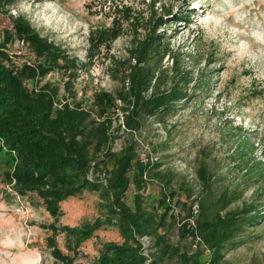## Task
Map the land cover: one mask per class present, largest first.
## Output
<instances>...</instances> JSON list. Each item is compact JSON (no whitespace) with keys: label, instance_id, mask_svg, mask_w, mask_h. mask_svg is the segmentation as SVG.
Returning a JSON list of instances; mask_svg holds the SVG:
<instances>
[{"label":"rangeland","instance_id":"374dc122","mask_svg":"<svg viewBox=\"0 0 264 264\" xmlns=\"http://www.w3.org/2000/svg\"><path fill=\"white\" fill-rule=\"evenodd\" d=\"M16 15L64 49L68 58L77 59L71 68L75 76L69 75L72 70H54L40 83L52 82L60 101L86 108L94 107L98 94L115 96L126 85L131 51L138 41L154 29L162 35L170 48L162 64L172 66L173 56L179 55L180 67L191 79L188 97L171 111L144 118L138 132H119L113 150L134 142L139 159L150 162L144 191L149 209L165 194L175 193L173 200L167 198L173 216L166 231L172 243L188 251L199 244L181 238L179 228L191 204L198 211L204 190L196 169L204 160L214 176L215 198L227 190L236 196L228 210L253 207L251 213L259 217L241 234L242 243L225 253L224 264H264V0H0L1 37ZM157 19H162L160 25ZM7 49L16 64L35 59L19 40ZM69 81L70 91L65 87ZM7 106L8 99L0 94V109L7 111ZM121 121L115 120V125ZM0 147V264H54L46 245L50 232L41 226L53 218L36 193L22 197L6 184L5 172L16 155L2 136ZM61 172L69 182L80 179L69 168ZM43 175L51 181L53 171L46 169ZM88 178L90 189L61 203L59 224L74 227L112 217V224L82 243L77 264H100L106 253L107 264H123L109 249L132 241L109 206L103 172ZM135 192L131 185L130 205ZM141 240L142 262L148 264L152 242ZM58 242L66 252L64 234ZM210 254L206 249L203 260ZM168 264L180 263L174 258Z\"/></svg>","mask_w":264,"mask_h":264},{"label":"trees","instance_id":"16d2710c","mask_svg":"<svg viewBox=\"0 0 264 264\" xmlns=\"http://www.w3.org/2000/svg\"><path fill=\"white\" fill-rule=\"evenodd\" d=\"M161 22L162 19H157V24ZM17 40L31 50L35 56L33 62H13L7 46ZM169 51L162 35L152 30L132 48L126 85L115 96L98 94L94 107L86 108L79 102L60 101L52 82L40 83L54 70H72L76 58H68L64 49L39 34L22 15L12 16L11 28L0 36V94L8 99V106L3 108L7 111L0 109V136L16 155L13 167L5 172V181L22 197L36 193L52 216L51 223L41 226L50 232L46 245L54 264H77L82 243L103 225L114 222L107 216L74 227L59 224L63 215L61 203L90 189V173L103 172L105 190L111 199L109 206L132 241L122 247L111 245L109 249L123 264H143L141 238L145 236L152 242L148 264H168L174 258L180 264H224L225 253L242 243L240 236L249 224L258 222V214L251 213L253 207L227 209L235 194L225 190L215 198L214 176L203 160L196 169L204 190L197 201L198 211L191 204L179 228L181 238L190 237L199 246L191 251L182 250L171 242L166 231L173 216L167 198L173 200L175 193L165 194L158 206L149 209L144 191L151 175L150 162L139 159L134 142L119 152L113 150L119 132H138L144 118L171 111L176 102L188 97L187 85L191 79L188 71L181 69L179 55L173 56L172 66L162 64ZM69 75L75 76V70ZM29 82L37 84L30 86ZM65 87L72 90L71 81ZM109 108L115 112L111 113ZM115 120L122 121L115 125ZM67 168L80 179L69 182L61 172ZM46 169L53 171L51 181L44 179ZM131 185L136 190L133 205L127 202ZM61 234L65 236L66 252L58 242ZM206 249L211 254L208 260H203ZM107 256V253L103 255L100 264H107Z\"/></svg>","mask_w":264,"mask_h":264},{"label":"built area","instance_id":"2783aa9c","mask_svg":"<svg viewBox=\"0 0 264 264\" xmlns=\"http://www.w3.org/2000/svg\"><path fill=\"white\" fill-rule=\"evenodd\" d=\"M145 240H147L148 239V237L147 236H145V237H143Z\"/></svg>","mask_w":264,"mask_h":264}]
</instances>
